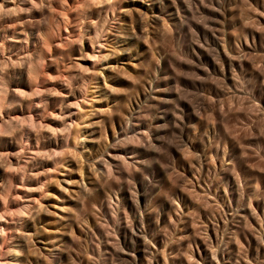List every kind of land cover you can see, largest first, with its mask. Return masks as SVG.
Returning a JSON list of instances; mask_svg holds the SVG:
<instances>
[{"label": "clouds", "instance_id": "obj_1", "mask_svg": "<svg viewBox=\"0 0 264 264\" xmlns=\"http://www.w3.org/2000/svg\"><path fill=\"white\" fill-rule=\"evenodd\" d=\"M0 264H264V0H0Z\"/></svg>", "mask_w": 264, "mask_h": 264}]
</instances>
